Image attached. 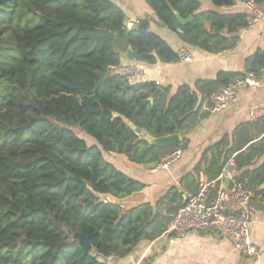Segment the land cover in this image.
I'll return each mask as SVG.
<instances>
[{
    "label": "trees",
    "instance_id": "16d2710c",
    "mask_svg": "<svg viewBox=\"0 0 264 264\" xmlns=\"http://www.w3.org/2000/svg\"><path fill=\"white\" fill-rule=\"evenodd\" d=\"M145 1L160 26L211 55L234 50L251 22L249 13L200 11L199 0ZM246 1L211 0L216 9ZM256 2L264 6V0ZM176 13L192 21L182 26ZM129 49L141 64L180 61L158 34L130 30L112 0H0V264H108L111 257L126 258L142 241L168 231L183 195L199 193L202 174L218 187L230 158L236 180L264 196L256 191L264 184L262 117L207 148L182 178V189L172 187L155 206L120 203L145 185L104 154L154 167L177 148L186 150L188 142L159 147L147 135L187 133L209 116L203 107L213 95L249 75H264L259 49L241 73L220 72L195 90L183 85L172 97L165 90L152 100L156 82L129 84L111 73ZM76 129L95 144L88 145ZM215 195L212 190L210 199ZM75 234L88 239L90 254Z\"/></svg>",
    "mask_w": 264,
    "mask_h": 264
},
{
    "label": "crops",
    "instance_id": "0c3cea01",
    "mask_svg": "<svg viewBox=\"0 0 264 264\" xmlns=\"http://www.w3.org/2000/svg\"><path fill=\"white\" fill-rule=\"evenodd\" d=\"M112 1L125 12L127 24H132L136 28L143 21H148L147 32L161 36L176 53H179L181 49H188L191 52L193 61L190 63L179 61L163 64L159 62L154 66L136 61L132 63L136 66H145L148 69L147 81L156 82L164 93L166 90L169 97H172L183 85H188L195 90L199 81L215 79L220 72H243L245 60L259 49H264V20L241 31L239 43L234 50L211 55L186 46L177 33L160 26L153 10L145 0ZM199 1L200 11L249 13L244 2H237L230 8L216 9L211 0ZM129 63L123 57L122 64ZM255 82L252 86L246 85L240 89L238 104L218 114L210 113L206 119L187 133L180 135L181 141L185 139L188 142V147L184 150L182 159L167 170L153 173V167H138L122 157L104 154L115 167L145 185L141 192L120 203H124L126 207L141 204L155 206L172 187L182 189V178L194 171L206 149L221 141L224 136H231L240 124L250 121L249 114L254 108L264 107V75ZM203 110L206 111L205 105ZM202 167H205L204 163ZM201 179H206L203 174ZM256 191H264V184ZM189 196L183 195L185 202ZM249 210L252 220L251 240L259 250L257 258L245 257L235 250L229 239L215 230H200L184 235L167 231L154 241H142L126 258L111 257L107 262L108 264H264V196L253 194Z\"/></svg>",
    "mask_w": 264,
    "mask_h": 264
},
{
    "label": "built area",
    "instance_id": "2783aa9c",
    "mask_svg": "<svg viewBox=\"0 0 264 264\" xmlns=\"http://www.w3.org/2000/svg\"><path fill=\"white\" fill-rule=\"evenodd\" d=\"M244 6L251 15V22L247 29L256 22L264 20V6L256 0L244 2ZM130 30L135 27L127 24ZM244 29V30H247ZM243 31V30H242ZM183 63L193 61V56L188 49H181L178 53ZM121 64L111 69L113 75L120 76L129 84H135L148 79V69L145 66ZM256 79L249 75L244 80L230 83L221 92L211 97V105L206 110L211 114H218L229 107L239 103V91L246 85H254ZM264 117V107L254 108L250 114V121H257ZM184 155V150L179 147L167 155L161 162L152 168V172L167 170L179 162ZM229 180V187L224 182ZM217 187L215 182L200 180L199 193L190 195L183 207L174 216L168 232L184 235L192 231L215 230L229 239L235 250L247 258H257L259 250L251 240L252 220L250 216V204L253 192L236 180V165L234 158H230L223 167ZM214 190L215 198L210 199V193Z\"/></svg>",
    "mask_w": 264,
    "mask_h": 264
},
{
    "label": "water",
    "instance_id": "95a60500",
    "mask_svg": "<svg viewBox=\"0 0 264 264\" xmlns=\"http://www.w3.org/2000/svg\"><path fill=\"white\" fill-rule=\"evenodd\" d=\"M176 18L182 26H185L192 21V17H188L187 19H183L178 13H176ZM148 26H149V22L143 21L141 23V25H139L138 27H136L133 30H137L140 33H145L148 30ZM123 57L126 58L129 62H135V57H134L133 51L131 49H129L128 52L123 55ZM162 94H164V90L159 87L157 89L156 93L154 94V96L152 97V100H154L156 97H158ZM133 130L137 134L143 133L142 129L139 127H133ZM146 140L150 141V143L152 145L170 148V147H173V146L179 144L181 141V138H180V135H169V136L159 137V138H153V137H150L147 135ZM229 184H230L229 180H226L224 182V185L227 188L229 187ZM73 238H74V240H77L79 242L81 248L83 249V251L86 254H90L93 251L92 245L90 244V242L88 241V239L85 236H83L81 234H75L73 236Z\"/></svg>",
    "mask_w": 264,
    "mask_h": 264
},
{
    "label": "rangeland",
    "instance_id": "374dc122",
    "mask_svg": "<svg viewBox=\"0 0 264 264\" xmlns=\"http://www.w3.org/2000/svg\"><path fill=\"white\" fill-rule=\"evenodd\" d=\"M76 132L78 133L80 138L84 139L88 143V145L95 144V141L91 137H89L86 133L80 132L78 129H76Z\"/></svg>",
    "mask_w": 264,
    "mask_h": 264
}]
</instances>
